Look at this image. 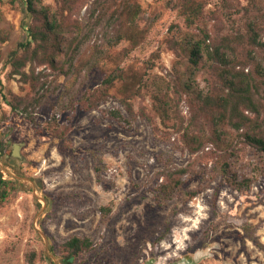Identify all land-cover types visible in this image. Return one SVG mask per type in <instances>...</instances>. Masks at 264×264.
Masks as SVG:
<instances>
[{
  "label": "rangeland",
  "instance_id": "rangeland-1",
  "mask_svg": "<svg viewBox=\"0 0 264 264\" xmlns=\"http://www.w3.org/2000/svg\"><path fill=\"white\" fill-rule=\"evenodd\" d=\"M120 1L80 0L73 17L83 23V50L107 49L122 66L166 79L184 71L177 40L186 24L177 15L179 0H138L139 22L149 34L133 50L128 41L111 44ZM203 1L213 42L230 45L248 62L237 69L255 74L256 63L264 66V48L250 40L264 42V0ZM31 20L23 0H0V173L8 181L0 185V264H63L62 245L74 235L94 243L74 264H171L182 257L193 264H264V151L247 139L248 127L229 129L227 154L213 143L191 152L181 132L161 122L147 87L133 103L147 108L156 128L141 117L125 128L103 116L104 108L122 107L116 87L99 109L78 105L72 111L66 77L48 65L23 68L40 79L35 86L11 73V58L26 41ZM156 52L160 56L152 58ZM114 66L105 60L102 68L82 72L79 82L94 89ZM209 72L206 66L198 72L204 89ZM181 110L188 124L185 95ZM55 113L60 124L71 126L69 141L38 129ZM224 162L233 176L217 171ZM181 169V191L160 204L158 189ZM244 180L249 185L239 183Z\"/></svg>",
  "mask_w": 264,
  "mask_h": 264
},
{
  "label": "trees",
  "instance_id": "trees-1",
  "mask_svg": "<svg viewBox=\"0 0 264 264\" xmlns=\"http://www.w3.org/2000/svg\"><path fill=\"white\" fill-rule=\"evenodd\" d=\"M23 1L32 20L26 28V41L20 44L21 50L14 52L11 58L12 75L18 74L25 82L30 81L35 86L40 79H32V73L23 68L29 63L48 65L66 77L64 93L69 96L72 111L78 105L85 111L99 109L109 100L111 89L116 87L122 94V107L114 105L104 108L102 114L125 128H132L139 117L157 127L155 118L147 108L136 109L133 103V99L143 95L144 88H151L153 109L157 116L166 127L181 132L182 140L191 152L213 143L227 154L233 143L229 130L232 127H248L249 131L245 133L247 139L258 150L264 151V135H260L264 127V118L260 117L264 115V66L261 62L256 63L255 74L245 72L244 68L237 69L238 65H247L248 62L239 60L237 53L231 51V46L225 42H213L204 20L203 0H179L176 6L178 17L186 24L180 40H177L186 69H179L171 79L147 75V72L142 73L132 66H122L117 63V56L107 49L95 47L89 53L83 50V23L73 17L80 0H55L54 5L44 0ZM142 13L143 8L138 0H121L114 12L117 24L111 44L128 41L130 50L140 47L149 34V30L139 22ZM251 31L256 32L253 27ZM250 43L264 48V42L258 36H253ZM159 56L160 53L156 52L152 58ZM105 60L115 63V66L110 68L98 87L84 89L83 81L79 82L82 72L88 74L102 68ZM203 66L210 70L207 89L198 83V72ZM184 95L192 112L188 124L181 110ZM246 111L254 113L255 117H250ZM59 119V113H55L45 126L38 129L69 141L71 126L60 124ZM2 151L0 146V155ZM184 171L181 169L169 174L161 184L156 197L160 204L181 191L182 181L176 174ZM217 171L225 177L232 175L228 162L221 163ZM244 182L249 185L247 180L239 183ZM7 183L0 173V185ZM7 194L8 190L5 189L1 197L6 198ZM93 245L92 238L88 236H72L62 245V263L74 264L75 259L91 250Z\"/></svg>",
  "mask_w": 264,
  "mask_h": 264
},
{
  "label": "flooded vegetation",
  "instance_id": "flooded-vegetation-1",
  "mask_svg": "<svg viewBox=\"0 0 264 264\" xmlns=\"http://www.w3.org/2000/svg\"><path fill=\"white\" fill-rule=\"evenodd\" d=\"M171 264H193V261L187 257H182L178 262H173Z\"/></svg>",
  "mask_w": 264,
  "mask_h": 264
},
{
  "label": "water",
  "instance_id": "water-1",
  "mask_svg": "<svg viewBox=\"0 0 264 264\" xmlns=\"http://www.w3.org/2000/svg\"><path fill=\"white\" fill-rule=\"evenodd\" d=\"M13 154L15 157L19 158L20 155H19V149H18V145L16 144L14 149H13Z\"/></svg>",
  "mask_w": 264,
  "mask_h": 264
}]
</instances>
